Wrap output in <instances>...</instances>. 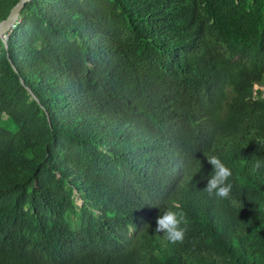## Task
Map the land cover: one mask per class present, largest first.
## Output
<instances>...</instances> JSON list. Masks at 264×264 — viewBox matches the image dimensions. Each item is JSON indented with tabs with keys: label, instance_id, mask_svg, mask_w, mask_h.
Returning <instances> with one entry per match:
<instances>
[{
	"label": "trees",
	"instance_id": "16d2710c",
	"mask_svg": "<svg viewBox=\"0 0 264 264\" xmlns=\"http://www.w3.org/2000/svg\"><path fill=\"white\" fill-rule=\"evenodd\" d=\"M256 86L264 0L26 4L0 41V264H264ZM172 200L183 244L155 232Z\"/></svg>",
	"mask_w": 264,
	"mask_h": 264
},
{
	"label": "clouds",
	"instance_id": "9594fccd",
	"mask_svg": "<svg viewBox=\"0 0 264 264\" xmlns=\"http://www.w3.org/2000/svg\"><path fill=\"white\" fill-rule=\"evenodd\" d=\"M208 163L213 171L207 180L205 191L210 197L218 200H228L233 204V170L222 160L219 155H208ZM264 169V159H257L253 171ZM189 221L180 203L172 200L161 209V214L156 218V233H162L163 238L171 245L183 244L188 233Z\"/></svg>",
	"mask_w": 264,
	"mask_h": 264
},
{
	"label": "water",
	"instance_id": "95a60500",
	"mask_svg": "<svg viewBox=\"0 0 264 264\" xmlns=\"http://www.w3.org/2000/svg\"><path fill=\"white\" fill-rule=\"evenodd\" d=\"M31 1L32 0H19V2L11 9L7 18L4 21L0 22V41L3 42L5 47L7 36L18 23L20 14L24 9L25 5Z\"/></svg>",
	"mask_w": 264,
	"mask_h": 264
},
{
	"label": "rangeland",
	"instance_id": "374dc122",
	"mask_svg": "<svg viewBox=\"0 0 264 264\" xmlns=\"http://www.w3.org/2000/svg\"><path fill=\"white\" fill-rule=\"evenodd\" d=\"M255 89H260V90L263 92V97H264V87H258V86H256ZM76 203H77L78 205H80V201H79V200H77Z\"/></svg>",
	"mask_w": 264,
	"mask_h": 264
}]
</instances>
